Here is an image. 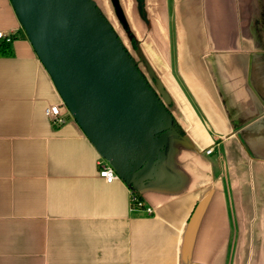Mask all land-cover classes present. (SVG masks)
<instances>
[{
	"label": "crops",
	"instance_id": "0c3cea01",
	"mask_svg": "<svg viewBox=\"0 0 264 264\" xmlns=\"http://www.w3.org/2000/svg\"><path fill=\"white\" fill-rule=\"evenodd\" d=\"M119 1L183 134L170 138L167 176L136 190L99 176L70 111L49 119L62 98L0 0L13 35L0 55V264H240L257 237L264 253V0H144L143 15ZM131 189L153 213L131 210Z\"/></svg>",
	"mask_w": 264,
	"mask_h": 264
},
{
	"label": "water",
	"instance_id": "95a60500",
	"mask_svg": "<svg viewBox=\"0 0 264 264\" xmlns=\"http://www.w3.org/2000/svg\"><path fill=\"white\" fill-rule=\"evenodd\" d=\"M11 3L63 102L99 154L135 190L164 179L160 169L170 138L183 134L169 108L170 93L142 48L136 47L137 60L96 0Z\"/></svg>",
	"mask_w": 264,
	"mask_h": 264
},
{
	"label": "built area",
	"instance_id": "2783aa9c",
	"mask_svg": "<svg viewBox=\"0 0 264 264\" xmlns=\"http://www.w3.org/2000/svg\"><path fill=\"white\" fill-rule=\"evenodd\" d=\"M0 39H4L8 42H11L13 39V35L12 33H6L0 30ZM63 106L67 108L63 100L61 101V103H54L47 106L46 112L51 122L55 124H61L65 121L66 118L62 111ZM211 151H212L211 148L207 149L208 153H210ZM98 166H99L98 168L99 176L104 178L107 182H112L116 179H120V176L116 172L115 168L110 164V162L107 159L103 158L101 155L98 159ZM130 206H131V210H143L148 214L154 212L153 207L147 205L143 200V198L140 196V194L133 189H131Z\"/></svg>",
	"mask_w": 264,
	"mask_h": 264
},
{
	"label": "rangeland",
	"instance_id": "374dc122",
	"mask_svg": "<svg viewBox=\"0 0 264 264\" xmlns=\"http://www.w3.org/2000/svg\"><path fill=\"white\" fill-rule=\"evenodd\" d=\"M98 5H99V3H98ZM99 6H101V9L103 8L102 11H103L104 15L109 19V21H111V23L113 24L115 30L118 32L119 36L123 40L127 49L132 53V55L137 60H139V56L136 53V47L139 45L141 46L140 40H138L136 36L133 37L132 39L130 38L129 33L126 31V29L122 25L121 21L119 20L116 12H114L113 8H112V14H113L114 18H111V15L105 10V8L102 5H99ZM137 14H138V12L134 11L133 15L135 17L137 16ZM141 14L143 15L142 11H141ZM136 18L140 20V17L137 16ZM129 30L132 34H135V30L132 26L129 27ZM145 30H146V28H145ZM139 67L141 70L144 71L145 75L149 78L151 84L155 86V82H154V80H152L150 78L148 71L146 69V66L144 65L143 62H139ZM110 164L114 167V165L111 162H110ZM255 246H256V248H255L256 251H254L252 254H247L246 252L241 254L240 264H264V253L263 252L261 253L259 251V247L263 246V238L257 237L255 239Z\"/></svg>",
	"mask_w": 264,
	"mask_h": 264
},
{
	"label": "trees",
	"instance_id": "16d2710c",
	"mask_svg": "<svg viewBox=\"0 0 264 264\" xmlns=\"http://www.w3.org/2000/svg\"><path fill=\"white\" fill-rule=\"evenodd\" d=\"M112 1L114 2L115 11H116L118 17L120 18L121 22L127 28H129L128 27V24H127V21H126L125 14H124V12L122 10V7L120 5V1L119 0H112ZM138 1H139V4H140V9L144 13V0H138ZM1 40L2 41L0 42V55H10V54H12L13 51H12V48H11V45H10L11 42H8V41H6L4 39H1ZM178 129L182 133V131L180 130V128H178Z\"/></svg>",
	"mask_w": 264,
	"mask_h": 264
},
{
	"label": "bare ground",
	"instance_id": "6f19581e",
	"mask_svg": "<svg viewBox=\"0 0 264 264\" xmlns=\"http://www.w3.org/2000/svg\"><path fill=\"white\" fill-rule=\"evenodd\" d=\"M106 6H107L108 11H109L108 13L111 15V18H112L113 16H112V14H111V11L109 10V9H111V8H110V6H109V4H108V0H106Z\"/></svg>",
	"mask_w": 264,
	"mask_h": 264
}]
</instances>
